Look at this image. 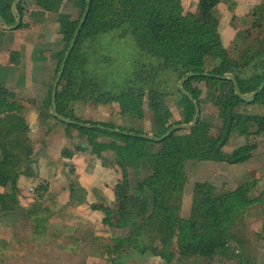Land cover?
<instances>
[{
    "label": "trees",
    "instance_id": "trees-1",
    "mask_svg": "<svg viewBox=\"0 0 264 264\" xmlns=\"http://www.w3.org/2000/svg\"><path fill=\"white\" fill-rule=\"evenodd\" d=\"M15 1L0 0V13L9 25L15 24L13 15ZM218 2V0H201L204 14L199 17L190 14L182 0H92L88 19L81 29L76 46L67 62V68L70 65L92 67L93 63H89L90 59L84 55V51L104 34L115 31L121 34L120 41L116 44L118 52L123 44L127 47L134 46L129 39L131 35L138 36L141 39V44L138 45L140 53L154 55L152 60H158L157 66H150V69L147 68L146 71L141 70L143 80L141 92L143 87H148V105L151 112L149 134L161 137L173 126L191 123L194 120L195 105L178 88L179 82L188 74L193 72L225 74L228 68L237 77L243 93L257 91L264 82V73L260 74V71H264V62L261 60L259 65L252 67L249 61L253 52L259 58L264 57V39H262V46L257 42V45L255 44L241 55L238 62L231 61L223 47L218 26L205 18ZM84 5V10L78 19L65 21L61 25L65 48L59 55L55 79L83 17L86 1ZM19 11L24 16L23 2L19 4ZM24 25L22 22L20 28L26 26ZM207 57L211 58V62L217 63L213 69H208ZM11 60L18 62L20 53L14 52ZM225 64H227L226 69ZM67 68L58 89V105L61 114L80 122L117 128L105 122L85 121L76 117L79 108L73 103L78 99L86 97L87 102L95 99L96 105H104L103 102L107 97V102L112 98L122 100L121 110L124 116H134L137 120L143 118L144 102L141 95L136 96L130 91L127 93L130 95L129 102L125 105L123 87L117 84L109 87L106 82L102 85L101 82L96 83L90 77L78 79L77 75L68 76ZM147 71L149 72L146 76L144 72ZM139 72L140 68L135 71V74ZM167 76L169 80L165 79ZM221 82L223 81L217 78L197 76L185 84V88L198 101L202 113L207 110L209 114L226 121L221 129L212 126L205 128V132L217 141V150L225 136L238 127L240 121L234 118L232 110L236 104L243 102L236 95L234 84L228 80L226 81L230 84L228 96L220 98L218 91ZM196 83L207 85L209 92L207 101L200 99L194 88ZM53 85L50 90L51 100ZM95 85L107 86L110 93L97 94L99 87L96 93L89 90ZM175 91L182 98V100L177 99L179 109L184 113V119L181 121H175L172 110L165 102L164 95L173 97ZM11 97L13 98L14 94ZM259 97L264 104V91ZM64 102L67 105H64ZM13 104H15L14 101ZM61 106H64L63 109ZM101 107L103 106H96V108ZM66 109L70 110L71 114ZM258 125L259 132L264 131V123ZM241 126L245 131L250 128L247 122ZM68 127L75 128L86 136L88 147L78 149L79 147L74 146L72 153H67L65 149L62 153L63 157L72 159L76 154L74 151H91L92 154L102 157L103 151H110L115 153L116 162L123 171V181L118 183L115 189L118 197L117 206L115 208L107 205L94 206L96 210L105 213L102 223L107 228L126 234L123 237L113 238L114 246L112 250H109L111 254L117 255L115 259L110 257L113 264L114 261L115 264H131L129 261L131 258L147 256L150 251L153 254L150 256L149 264H221L229 256L233 241L241 247H244L246 242H254L249 236L247 217L252 220L264 217V192L260 190L256 182L244 184L236 192L222 196L214 194L216 188L212 185L204 182L196 183L189 225L185 228L179 227L167 218H158L153 215V206L146 197L147 181L140 176L143 171H151L153 177L160 176L158 187L166 195L171 193V188L175 185L174 179L182 180L186 177L185 171H178L181 147L176 141L175 132L169 138L157 142L100 129H87L75 125H68ZM201 127L202 124L199 121L197 127L191 130L193 133H200ZM120 129L127 131L125 128ZM68 135L70 137V132ZM123 136L128 139L126 145L119 143ZM43 145L44 142L37 140L34 136L29 120L19 108L14 107L11 113L0 117V210L2 209L0 213L26 215L33 221L36 236H42L43 230L48 229L45 221L49 216H53L44 203L49 192V184L42 181L36 186L34 195L37 201H34L27 211L23 207L19 193L23 185L22 180H41V174L36 165L43 152ZM255 148L253 146L238 148L231 153L230 160L233 163L243 162L254 156ZM102 158L106 160L107 157ZM79 184L73 181V189L81 190L83 185ZM7 187L11 188L10 193L1 191ZM180 189L182 190V186ZM44 214H47L46 217L43 216ZM159 227L162 236L159 235V245L155 246L153 244L158 240L155 238L154 230ZM233 229H235L234 232ZM145 231L151 234L148 242L143 240V237L144 239L148 237L146 233L142 234ZM215 256H219L220 260H216ZM233 256L235 259L238 258L239 264H246L243 253L235 252Z\"/></svg>",
    "mask_w": 264,
    "mask_h": 264
},
{
    "label": "crops",
    "instance_id": "crops-1",
    "mask_svg": "<svg viewBox=\"0 0 264 264\" xmlns=\"http://www.w3.org/2000/svg\"><path fill=\"white\" fill-rule=\"evenodd\" d=\"M49 1V8L46 6L48 1L44 4L42 0L40 4H35L34 0L23 1V23L26 25H24L25 29L19 27L16 30H9L0 27V117L11 113L14 107L19 108L20 112L29 120L36 139L44 142L43 156H46V160L40 159L39 156L38 161L45 163L44 167L47 168V171L50 169L49 174L48 172L43 173L45 168L43 171L42 168L38 169L41 174L40 181H34L33 179L22 180L23 185L20 189V193H35L31 188L29 189V187H31L33 183L38 185L42 181H46V183L49 184L48 193H73V189H69L68 184H70L72 188L74 176H68L65 168H63L65 165L64 158L66 157H63L62 153L67 147L72 148V146H75L73 142H80V140L72 139V137L75 136L72 129L53 117L50 90L54 84V80H56L55 75L59 64V55L65 48L61 25L65 21L78 19L84 10L86 0ZM218 1L217 6H215L205 18L208 22L215 23L219 27L218 32L225 48V38L239 40V43L236 44L237 50L232 52V54L235 55H227L229 58H234L236 56L240 58L249 48L254 47V44L257 43L259 38L264 39V16L259 17L258 15V11L264 6V0ZM182 2L185 9L190 14L199 17L203 16L204 9L201 5V0H182ZM231 4H235L236 6L233 7ZM223 24L228 26L226 30L222 29ZM116 32L118 33V31H115L99 37L97 42H100L101 46L94 51L101 53V55L108 54L109 51L114 48L115 43L113 39L115 36L114 34H117ZM120 36L116 35V38H118L117 41ZM96 44L97 43L93 44L85 50H91ZM86 51H84V55L89 59L92 58L94 53L90 55L87 54ZM14 52L20 53V60H17L18 62L11 60ZM93 60L94 59H90L89 63L92 64ZM87 66L77 67L70 65L67 68V75L81 76L88 72L91 76L92 68ZM82 78L83 77H78V79ZM203 85L207 88L206 84L201 83L199 86L201 87ZM229 90L230 84L227 85L226 81L221 82L218 91L219 97L223 98L228 96L227 92ZM12 94H14L13 98L11 97ZM171 98L173 100L171 104L170 102H166V104L172 110L175 121H181L184 119V113L176 105L175 101H177V99L172 96ZM13 101L15 104H13ZM105 106L108 105L104 104L103 107ZM110 106L113 107L107 108V110L101 114H107L109 119H112V116L117 117L115 123L117 128H121L119 127L121 124L124 125L127 131L137 133L151 132V126L148 131L143 128L148 125L147 121L144 119L147 114H149L147 117H151L149 112H143V118L137 120L134 116L131 117L128 115L124 117L120 106H118V102L113 101ZM85 108L87 107L81 106L80 110L84 111ZM88 108L90 111H93L91 118L88 119L102 117L98 114L102 110L101 108H96L92 103L89 104ZM68 111L69 110H67V112ZM232 114L240 123L238 127L235 128V131L229 134V138L225 144V148L227 149L226 154L225 151L222 152L220 149L218 152L219 156L214 153L216 149V147H214L215 143L212 145H210V143L217 141L205 132V128L210 126L220 129L223 128L226 121L209 114L207 110L202 113L200 117L201 120L199 119L202 124L200 133H194V136L191 138L183 137L186 141L184 145L182 144L181 146L184 147L186 151L190 149L194 150L190 159L185 162V173L188 177H186L185 180L195 176L197 177L194 186L188 187V185H186V193L190 191L194 193L195 184L198 181L209 183L213 185L216 190H223L222 187L227 188V186H233L231 193L236 192L244 184L256 182L260 190L264 192V131L259 132L258 125L255 126V123H264V104H262L260 97L253 103L241 102L234 106ZM76 117L78 119L82 118L78 115H76ZM104 118L107 119L106 117ZM96 120L97 119L94 121ZM107 122H110V120H107ZM244 122H247L248 126L252 129L249 128L247 131L243 130L241 125H243ZM135 124L142 128H129L130 125ZM73 129L77 130L75 128ZM77 131L79 132V130ZM69 132L70 137H68ZM79 133L81 134V132ZM243 138L247 139L242 141ZM187 141H191L192 143H188ZM253 144L258 145L255 146L253 158L250 157L251 159L248 158L243 162L237 163H233L230 160V155L234 150L245 146H253ZM76 145L79 147L78 149H80L81 145L86 146V139L81 140V142L78 144L76 143ZM74 153L76 154L72 158L69 166H77V170L82 168L80 172L84 174L83 176H85L86 179H83V176L75 178H78V182L83 185V187L86 188L85 183L88 184L89 178H91V181L93 183L95 182L101 190H110L109 193H116V190H114L116 188L110 185L120 183L119 178L121 172L119 169H121V167L119 165L116 167L108 165L109 167L97 168L96 161L93 159L90 160L91 157L88 154L75 151ZM90 162H92V164ZM84 166H86L88 170H85ZM189 170L191 172V177ZM208 170L213 172L212 177L217 183L206 180L205 174ZM202 178L204 181L201 180ZM82 181H85V183ZM189 183H191V181ZM86 190L87 189H85V191ZM93 190L94 188L92 191ZM1 191L10 193L11 188L7 187L1 189ZM189 196H191V198L185 200V206L181 207L176 204L177 207H169L172 213L175 215L184 214L188 211L191 213L193 196ZM246 222L247 224L249 222L252 224L250 229V226L247 225V227L249 226V236L252 238V242L254 241L256 243L255 245L264 242V217L254 220L250 219L249 222ZM179 227L183 226L179 224ZM257 232L261 233L262 236L260 237L262 238L260 242L255 237ZM258 252L260 253V251ZM262 254H264V252ZM249 264H255L254 260L252 259V263L249 261ZM262 264H264V260Z\"/></svg>",
    "mask_w": 264,
    "mask_h": 264
},
{
    "label": "rangeland",
    "instance_id": "rangeland-1",
    "mask_svg": "<svg viewBox=\"0 0 264 264\" xmlns=\"http://www.w3.org/2000/svg\"><path fill=\"white\" fill-rule=\"evenodd\" d=\"M34 1H35V4L41 3V0H34ZM42 1H43V4L48 1L46 3V6L47 8H49L50 1L49 0H42ZM231 5L233 7L236 6L235 4H231ZM258 15L259 17L264 16V6L258 11ZM23 28L24 27H22V29ZM227 28H228L227 25H224V24L222 25L223 30H226ZM114 35H115L113 39L115 43L114 49H112V51H109L108 54L101 55V53L94 51L96 48L101 46L100 42H97V41L95 42L97 43L95 47H93L89 51L85 50L87 54L92 55V53H94V55H92V58H90V59H94L92 67H91L92 75L90 76V74L87 72L84 75H81V76L78 75L77 77H83L85 79H88L90 77L96 83H99V82H101L100 84L102 83L105 84V82L108 83L109 87L114 86V84H117L123 87L125 91V93L123 94L125 105H127L126 103L129 102L130 95L127 93H129L130 91H132V93L136 96L141 95L143 102H144V112L146 113L149 112L151 114V112L149 111V105H148V102H149L148 87H143V91L141 92V89H142L141 86H143L141 70L146 71L147 68L150 69L149 68L150 66H157L156 62H158V60L157 61L152 60L155 57L154 55L149 56L144 53L143 54L140 53L141 51L139 50L138 45L141 44V39L135 35H131V39H129L132 41L134 46L131 45L127 47L125 46V44H123V46H121L118 52L116 50V43L120 41V38L117 41L118 38H116V35L120 36V34L117 33ZM225 42H226V48L223 45V47L225 48V52L229 56L235 55V54H232V52L237 50L236 44L239 43V40H231L230 38H225ZM257 42L261 43V46H262L263 44L262 38H259ZM254 43H255V40H254ZM238 58L239 56H236L234 58H229V59L231 61H235L236 63L240 59ZM261 60L264 62V57L259 58L255 52L252 53V56L249 59L252 67L259 65ZM206 62L208 65V69H213L217 64V63L211 62L210 57L206 58ZM153 63H155V65H152ZM226 67H227V64H225V69ZM138 68H140V72L138 74H135V71H137ZM226 71H228L226 73H231V71H229L228 68L226 69ZM148 72L149 71L144 72L146 76ZM262 73H264V71H260V74ZM162 78L164 79V75ZM91 79L90 81H92ZM165 79L169 80L170 78L169 76H167ZM173 84L174 83H172V85ZM200 84L201 83H196L194 85V88L197 90V93L200 99L202 101H207L208 94H209L208 89L204 85L200 87L199 86ZM98 87L100 88V90L98 91L97 94L100 93L102 95H107L110 93L108 90L109 88H107V86L102 87V86L95 85L93 89H89V90L96 93ZM164 96H165V102H170L171 104V102L173 101L171 96H167V95H164ZM167 97H170V98H167ZM173 97H175L178 100H182V98H180L179 93H177L176 91H175V96ZM85 100H87V98L83 97V98L78 99V101L74 102L73 104L78 108H80L81 106L89 107L90 103H92L95 107L103 106V105H96L97 103L95 99H92L91 102H87ZM107 100L108 98L106 97L103 103L108 106L101 107L103 109L98 114L99 116H102V117L100 118L98 117L96 121L108 123L107 120L108 121L110 120L111 122L116 123L117 117L112 116L111 117L112 119H109L107 114L103 115L101 113H104L107 110V108L113 107V106H110L113 101L118 102V106H120V108L123 107L121 104L122 100L120 101V99H116V98L110 99L109 102H107ZM66 102H64V105H67ZM175 103L179 107V104H177V101H175ZM63 107L64 106H61L62 109ZM90 112L91 111L88 109H85L84 111L79 110V112L76 115L84 117V118H91L92 115L90 114ZM68 113H70V110ZM119 116H120V111H119ZM147 116H149V114L146 115V118L144 120L147 121L148 125L143 127L145 128L146 131L150 130V120H151V117H147ZM104 117H106L107 119H105ZM81 120H86V119L81 118ZM256 125H258V123H255V126ZM119 127L124 128V125L120 124ZM136 127H138V129L142 128L136 124L130 125L129 128L132 129ZM258 128H259V125H258ZM71 129L75 135L72 137V139H77L78 141L80 140V142L81 140L86 139V137H84L82 133L80 134L77 130H74L73 128ZM145 134H149V133H145ZM175 135H176V141L180 143V147H181L180 148L181 153L179 155L181 164L179 162L178 171L184 172L186 169L185 161L190 159V157L194 153L193 152L194 150L190 149L186 151L184 147L181 146L182 144L184 145V142L186 141L183 139V137L191 138L192 136H194V133L191 129L190 130H177L175 131ZM246 139L247 138H243L242 141H245ZM80 142L75 141L73 143H75V146H77L76 143L78 144ZM121 142L123 144L125 143L124 145H126L128 143V139L124 138L123 136V138L122 139L120 138L119 140V143ZM188 143H192V142L189 141ZM214 143H215L214 147H217V142L210 143V145ZM225 146L226 145L223 146V149L221 146H219V149L222 150V152L225 151V154H226L227 149L225 148ZM255 146H258V145L253 144V147ZM81 147H88L87 139H86V146L81 145ZM73 149H74V146H72V148L67 147L66 152L72 153ZM219 149L217 150L216 148L214 150V153L217 156H219L218 155V152L220 151ZM84 153L88 154L91 157L90 160L93 159L96 161L97 163L96 166H98L97 168L109 167L108 165L116 167L118 165L115 159L116 155L113 152L103 151L102 157H107L106 160H103V158L99 157L98 155L92 154L91 151L90 152L84 151ZM40 159H44V161L46 160V156H43V152H42V156H40ZM66 160H70V161H66ZM71 160L72 159L70 157L69 159L64 158L65 165L63 166V168H65V171L66 173H68V176L70 175L74 176L73 178L74 181L78 182L77 180L78 178H75V177H82L84 174L80 172L82 168L77 170V166L76 167L69 166V164L71 163ZM37 163H36L37 169L42 168V171H43V169L45 168L44 167L45 163L40 162V161ZM90 163L92 164V162ZM84 168L85 170H88L86 166H84ZM119 171L121 172L119 179H120V182H122L123 181L122 168L119 169ZM44 172L45 173L48 172L49 174L50 169H48L47 171V168H45L43 173ZM189 174L191 177L190 170H189ZM152 175L153 174L151 171H143L140 174L141 178L147 181L146 197H148V199L151 202H153L152 203L153 215L158 218H168L169 217V220L175 223L177 226H179L180 224V226H183V228L187 227L189 225V218L191 216V213L188 211L187 213H184V214L175 215L174 213H172L169 207L171 206L177 207L176 204H178L181 207L185 206V200L191 198V196L189 195L194 196L193 195L194 193H191V191L186 193V185H188V187L194 186V183L196 182L197 177L195 176L193 178L185 180V178L187 177L186 175V177L182 180L174 179L173 181L175 182V185L171 188V193L169 195H166L158 191V182L161 177L160 176L153 177ZM212 176H213V172L210 170H208L205 174L206 180H211L215 182ZM82 178L86 179L85 176H83ZM201 180L204 181L203 178ZM190 181L191 183H189ZM83 183H85V181ZM117 184L115 183L114 185H110V186H113L116 188ZM36 185L37 184L33 183L32 186L29 187V189L31 188L32 191H34V189L36 188ZM79 185L81 186V184ZM85 185H86V188L83 187L80 191H78L80 188H77V190H75V188L74 189L73 187L71 188V185L68 184V188L73 189V193H48L46 195L47 198L46 200H44L45 207L46 209L50 210L53 213V216H49L47 218V221H45V224H48V229L43 230V232L41 233L42 236L41 235L36 236V231L34 230V227H33V221L30 220V218H28L26 215L22 213H16V214L0 213V264H113V260H111L110 257L112 256V259L117 258L116 254H111L109 252V250L110 249L112 250L114 246L113 238L123 237L126 234H123V232H115L107 228L102 223L105 213L101 210H96L94 206L95 205H105V206L107 205L109 207L115 208L118 203L117 194L109 193L110 190H101V188L95 182L93 183L91 181V178H89V183L88 184L85 183ZM180 186H182V190L180 189ZM93 188H94L93 190L94 192L92 191ZM222 188L223 190L218 189L215 191L214 194H216V196H222V195L231 193L232 192L231 190H233L232 189L233 186H227V188H224V187ZM85 189L87 190L85 191ZM19 194L23 201V207L25 211H27V209H29L32 206L34 201H37L35 200L34 193H19ZM1 210L0 212H2ZM46 215L47 214H44L43 216L46 217ZM249 219L250 218L247 217L248 222H249ZM247 225L250 226V227L248 226L249 229L252 227V224L250 222ZM234 231L235 229H233V232ZM144 233H146L148 237H146L145 239L143 237V240L144 242L145 241L148 242L149 239L151 238V234L146 231L143 232L142 234ZM154 233L156 235L155 238L157 240L160 239L159 235L162 236V233L160 232V227L154 230ZM241 236H243V234H241ZM255 237L258 239L259 242L262 240V238H260L262 237L261 233L257 232ZM158 242H160V240L156 241V243L153 245L158 246L159 245ZM254 243L255 242L253 243L246 242L244 247H241L237 242L233 241L231 243L232 248L229 253V256L225 259V262L221 264H232L235 258L232 254H235V252L243 253L245 258H247L248 260L253 259L255 264H262V261L264 260V257H263L264 254H262L264 252V245H263L264 242H261L259 245H254ZM258 251H260V253ZM152 254L153 252L150 251L149 255L147 256H143V257L141 256L140 258L139 257L131 258L129 261L131 264H149L150 259H151L150 256H152ZM215 259L220 260V257L215 256ZM237 262L239 263V260ZM114 264H115V261H114ZM187 264H190V263H187ZM203 264H209V263H203Z\"/></svg>",
    "mask_w": 264,
    "mask_h": 264
},
{
    "label": "water",
    "instance_id": "water-1",
    "mask_svg": "<svg viewBox=\"0 0 264 264\" xmlns=\"http://www.w3.org/2000/svg\"><path fill=\"white\" fill-rule=\"evenodd\" d=\"M23 1H25V0H16L14 5H13V15L15 17V24L14 25H9L8 22L5 20V18L0 13V27L1 28L9 29V30H16L21 26V24L23 22V16L21 15V13L19 11V4L22 3ZM91 4H92V0H86V7H85L83 17H82V19H81V21H80V23L76 29V32H75L74 38L70 44V47H69V49H68V51H67V53H66V55L62 61L58 76L54 82L53 89H52V100L51 101H52L53 117L58 119L59 121L65 123L66 125H75V126H79V127H83V128H87V129H100L103 131L122 133V134L127 135V136H132V137L134 136V137H138V138H142V139H146V140L161 142V141L169 138L175 131H177V130H189V129L195 128L199 123V119L202 115L201 107H200L198 101L195 99V97L185 88L186 82L189 81L193 77L204 76V77L217 78V79L222 80V81H227V80L231 81L234 84L236 95L245 103L255 102L256 99L264 91V82H263L257 91H255L253 93H243L241 86H240V83H239L237 77L235 76V74H233V73H225V74L195 73V72L190 73L187 76H185L179 82L178 88L182 92V94L187 96L192 101V103L195 105L196 114H195L194 120L191 123H184V124H178V125L173 126L170 130H168L161 137H158L154 134H145V133H137V132H132V131H123L121 129L110 128V127H106L103 125L88 124V123L80 122L76 119H71V118L61 114L59 111V105H58L59 85H60V83L63 79V76L65 74V71L67 68V62H68V60L71 56V53H72L73 49L75 48L77 40L80 36L81 29L88 19V16H89V13L91 10ZM228 138H229V135L227 134L225 136L224 140L222 141V143L220 144L221 147H223L226 144Z\"/></svg>",
    "mask_w": 264,
    "mask_h": 264
},
{
    "label": "flooded vegetation",
    "instance_id": "flooded-vegetation-1",
    "mask_svg": "<svg viewBox=\"0 0 264 264\" xmlns=\"http://www.w3.org/2000/svg\"><path fill=\"white\" fill-rule=\"evenodd\" d=\"M86 107H87V108H85V109L90 110V109L88 108V106H86ZM79 110H80V108H79ZM98 112H99V111H98ZM90 114L92 115V114H93V111H91ZM82 118H84V117H82ZM95 119H97V118H95ZM93 120H94V119H88V118H87L85 121H93ZM108 124H112V125H114V126H117V125H115V123H113V122H111V121L108 122ZM117 129H120V128H117ZM84 137H86V136H84ZM86 139H87V137H86ZM143 180H144V179H143ZM158 191H160V190H159V187H158ZM160 192H161V191H160ZM162 193H163V192H162ZM147 198H148V197H147ZM150 202H151V201H150ZM152 203H153V202H151V204H152ZM152 206H153V205H152ZM172 207H173V206H172ZM167 219H169V217H168ZM233 255H235V254H233ZM246 259H247V258H246ZM246 259H245V263H246V264H248L249 261H250V263L252 262V259H250V260H248V259L246 260ZM233 263H234V264H239L235 258H234Z\"/></svg>",
    "mask_w": 264,
    "mask_h": 264
}]
</instances>
